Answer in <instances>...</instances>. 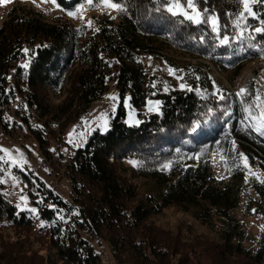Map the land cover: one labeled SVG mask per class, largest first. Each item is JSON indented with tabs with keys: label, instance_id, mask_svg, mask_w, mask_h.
<instances>
[{
	"label": "trees",
	"instance_id": "obj_1",
	"mask_svg": "<svg viewBox=\"0 0 264 264\" xmlns=\"http://www.w3.org/2000/svg\"><path fill=\"white\" fill-rule=\"evenodd\" d=\"M85 1L56 0L64 16L52 21L15 5L0 27L4 132L10 133L11 124L25 126L48 154L50 143L60 148L67 126L101 100L110 83L120 98L110 129L93 132L84 147L68 154L72 202L36 179L41 197L34 202L44 227L36 229L29 215L0 196V232L22 230L25 238L44 242L47 252L37 264H103L101 248L115 260L131 248L135 264L165 263L175 255L187 264L202 239L177 245L181 252L173 254L171 239H162L149 224L174 207L216 235L202 253L211 250L222 264H262L264 239L256 247L243 246L234 215L243 199L247 214L264 217V180L255 173L264 174L257 73L240 100L233 91L241 68L264 59V0H255L251 13L239 0H177L191 1L204 17L199 23L169 12L168 0H108L119 7V18L101 17L94 30L66 18ZM246 13L244 24L236 26ZM209 15L215 27L206 20ZM156 61L171 72L170 84L159 79L156 68L151 72ZM219 78H226L231 90ZM175 79L187 88H178ZM127 94L140 118L137 126L125 123ZM54 97L61 101L54 104ZM147 100L159 101L160 112L147 115ZM242 106L259 122L256 133ZM210 153L226 167V178L213 173ZM121 170L141 183L124 179Z\"/></svg>",
	"mask_w": 264,
	"mask_h": 264
},
{
	"label": "rangeland",
	"instance_id": "obj_2",
	"mask_svg": "<svg viewBox=\"0 0 264 264\" xmlns=\"http://www.w3.org/2000/svg\"><path fill=\"white\" fill-rule=\"evenodd\" d=\"M168 2L167 10L169 12L184 16L193 23H199L204 20L201 12L196 9L191 1L186 4L177 0H168ZM239 2L243 11L252 12L255 0H239ZM15 5L30 7L39 12L48 21H52L56 16H64L56 0H0V27L6 20L7 13ZM247 13L242 16L241 21H237L234 24L243 25ZM118 15L119 7L108 0L99 2L86 0L74 11L68 13L66 18L77 28L88 27L94 30L97 25V19L109 17L117 20L119 18ZM206 20L213 27L216 26L215 19L211 15L206 16ZM147 64L150 66L148 60ZM262 67L264 69V61L246 63L241 68V73L235 85L248 81L253 76V72L255 70L258 72L257 69ZM155 68L158 71L159 79L168 81L171 72L167 67L156 61L154 66L151 67V72H154ZM257 76V97L259 99L257 105L262 109L264 106V70L262 71L261 69ZM219 79L225 88L230 89V84L226 78ZM175 81L178 83V88H187L184 83H180L176 79ZM168 83L170 84L171 80ZM60 101L61 99L59 100L57 97L52 99L54 104ZM119 102L118 91L113 83H110L108 91L103 98L92 103L86 113L81 114L78 120L67 126L63 135L64 144L60 148H56L52 142L50 143L48 154L41 151L36 141L27 132L25 126L20 125V127H17L16 124H11L9 126L10 133L4 132L0 128V196L12 204L16 212H24L29 215L34 220L36 229L43 228L45 225V222L38 215L34 202L39 201V197H41L40 192L37 190L36 179L63 200L72 202L71 186L65 176V164L68 154L84 147L93 132L106 133L110 129ZM122 103L125 110V123L128 126L140 124V118L137 111L131 106L128 94L124 97ZM144 111L147 115L159 113V101L147 100ZM58 159L62 162L61 165L56 163ZM119 173L120 176L133 184L138 185L141 183L139 180H133L128 173L122 170ZM255 173L259 179L264 180L262 172L256 170ZM24 176L30 182H27ZM31 192H34L37 197L32 199L30 197ZM234 215L241 225L243 236L240 239L241 244L246 247H256L259 240L261 238L264 239V217L259 214H247L244 210L243 199ZM149 224L155 228V233L162 239H171L173 254L179 249L177 245L180 246L186 241L196 243L200 241L199 239H202L201 247L198 248L197 244L193 254L187 255V264H222L220 259L218 260V257L211 253V250L202 253L206 249H210L206 248L209 242H215L216 235L214 232L200 225L190 216L179 212L176 208L169 207L165 209L161 215L151 218ZM24 236H22V230L13 228H7L0 232V264H37L38 257L40 255L45 256L47 249L44 242L33 238H25ZM100 240L103 246H106V240ZM94 242L96 243V241ZM24 251L25 254H22ZM99 251L103 264H135L136 252L131 248H126L116 260L111 256L108 249L101 248ZM20 252L21 254H19ZM180 252L179 250L177 253ZM146 253L148 256V252ZM150 258L152 259V257ZM178 260L180 262H177ZM182 261H184L182 255H175L165 263L152 262V264H181ZM229 263L232 264L231 262ZM49 264L54 263L51 262ZM262 264H264V259Z\"/></svg>",
	"mask_w": 264,
	"mask_h": 264
},
{
	"label": "clouds",
	"instance_id": "obj_3",
	"mask_svg": "<svg viewBox=\"0 0 264 264\" xmlns=\"http://www.w3.org/2000/svg\"><path fill=\"white\" fill-rule=\"evenodd\" d=\"M263 68V67H262ZM256 71V70H255ZM255 71L253 73H255Z\"/></svg>",
	"mask_w": 264,
	"mask_h": 264
}]
</instances>
